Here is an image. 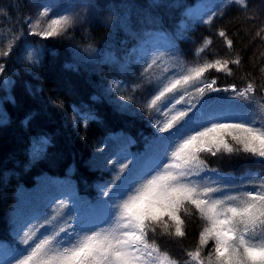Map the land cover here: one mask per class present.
<instances>
[{"label": "trees", "instance_id": "obj_1", "mask_svg": "<svg viewBox=\"0 0 264 264\" xmlns=\"http://www.w3.org/2000/svg\"><path fill=\"white\" fill-rule=\"evenodd\" d=\"M201 1L0 0V48L21 34L12 54L0 57L5 66L0 76V264H11L26 224L49 204L58 203L65 190L96 204L102 199L101 189L112 180V169L125 157L133 158L129 168L136 158L151 166L144 159L148 145L156 136H164L155 127L156 120L163 122L157 109L166 110L172 94L158 102L156 109L146 105L158 91L161 78L173 74L159 79L151 71L144 74L146 64L136 61V49L148 39L173 38L179 51L176 60L169 58L176 66L175 74L216 59L239 57V66L228 64L231 75L210 69L201 79L215 80L214 87L220 89L235 86L241 90L253 82L256 100L264 104L259 88L264 84V32L256 35L264 28V0H246L247 13L239 5H228L224 15H217L211 24L188 16V10ZM47 4L54 6L56 14H79L77 24L65 36L44 40L28 34V22H34L41 11L37 5ZM45 27L42 20L40 28ZM221 29L233 41L231 50L218 35ZM205 40H211V45ZM201 47L204 51L197 55ZM124 97L133 102L126 103ZM193 97L185 99L197 108L209 102L206 111L222 106L220 110L229 113L230 106L234 111L250 107L233 98L230 90L206 93L203 98L193 92ZM84 116L92 117L87 128ZM201 159L217 170L202 174L209 184L227 182L239 184L244 191L259 190L258 182L255 187L250 184L253 176L264 177V163L258 159L243 153L216 157L202 153ZM41 185L46 190L44 205L31 201ZM53 187L60 192H50ZM181 218L184 238H157L161 250L176 264L190 261L187 251L199 246V233L205 226L191 207ZM212 246L209 241L202 257Z\"/></svg>", "mask_w": 264, "mask_h": 264}, {"label": "snow or ice", "instance_id": "obj_2", "mask_svg": "<svg viewBox=\"0 0 264 264\" xmlns=\"http://www.w3.org/2000/svg\"><path fill=\"white\" fill-rule=\"evenodd\" d=\"M231 4L239 5L245 13L249 10L246 0H224L200 22L211 24ZM37 7L41 8L37 19L28 22L31 36L44 40L63 37L78 22V13L49 19L50 8ZM42 20L46 22L43 29ZM262 32L264 28L256 35ZM20 35H14L5 48H0V57L12 54ZM218 35L231 50L233 41L226 32L221 29ZM211 43L205 40L206 45ZM203 51L201 47L197 55ZM163 55L159 50L142 53L139 60L146 64L144 74ZM29 59H33L31 54ZM229 63L239 66L241 60L216 59L161 78L157 93L146 107L156 109L158 102L172 96L166 102V110L157 109L166 119L157 120L155 127L158 133L167 135L156 136L149 143L144 159L151 161V166L145 167L141 158H136L137 162L129 168L133 158L125 157L112 169V180L101 189L102 199L96 204L82 201L75 191L65 190L58 203L49 204L46 211L26 224L19 235L21 247L11 264H176L161 250L157 238H184L185 220L181 213L189 207L199 214L205 226L199 233V246L187 251L191 259L185 264H264V177L251 178L253 187L258 182L259 190L233 195L229 191L232 184H209L202 175L217 171L201 159L202 153L212 157L243 153L264 163V104L256 100L257 86L249 82L241 90L235 86L220 89L214 87L215 80L201 79L210 69L231 75ZM4 74L5 66L0 63V76ZM148 82L151 83L150 77ZM259 88L264 92V84ZM229 90L233 98L242 99L250 107L217 116L206 111L208 101L197 108L191 99H185L193 97V92L203 98L206 93ZM122 99L133 102L131 97ZM180 104L186 106L173 112ZM90 118L84 116L85 128ZM209 241L213 246L202 257V249Z\"/></svg>", "mask_w": 264, "mask_h": 264}, {"label": "rangeland", "instance_id": "obj_3", "mask_svg": "<svg viewBox=\"0 0 264 264\" xmlns=\"http://www.w3.org/2000/svg\"><path fill=\"white\" fill-rule=\"evenodd\" d=\"M223 2H224V0H203V1L199 2L192 9L188 10V16L190 18L197 20V21H200L203 17L206 16V14L208 12L214 10V6L219 5ZM45 7L50 8V14L55 13L54 12V6L52 4H47ZM62 14H64V12H61L59 14L55 13L52 18H54L58 15H62ZM155 38H157V37L154 36L152 39H155ZM152 39H148V41H145L140 46H138V48L136 49L137 50L136 61H140L139 57L141 56L142 53H151L153 50H159L164 55L159 60H157V64L154 65L153 68L150 70L154 75L153 78L159 79V78L167 75L168 73H172V74L176 73L175 72L176 71L175 64H173L169 60V58L176 60L178 53H179V51H176V43L174 42L173 38L171 36H167V39H165V37H162L161 39H157L155 41ZM148 45H150L151 47L150 46L148 47ZM165 69H167L168 71L165 72ZM221 107L222 106H220L218 109L215 108V110H212L211 112L215 111V114L217 116H228V115H231L234 113L233 106L228 107V108H232V110H229V111H231L229 113H223L222 110H220V109H223ZM225 108H227V106H225ZM176 110H178L177 105H176ZM171 114L172 113L170 112L169 115H171ZM165 119H166L165 116L160 118V120H163V121ZM166 134L167 133H159V135H166ZM145 167H148V166L146 165ZM250 184L252 185L251 182H250ZM245 185H247V184L245 183ZM238 187H239V184H236V185H234V189L232 188L233 193H234L233 195H237V193L235 194L236 191L241 192V191H244V189H245V188H240V187L238 188ZM55 188L56 187H53L52 189H49V191L52 192L53 194L59 193L60 191L55 189ZM250 191H254V189H251ZM45 193H46L45 186L41 185L34 193H32V200L31 201L35 200L36 203H39V205H44V203L46 201Z\"/></svg>", "mask_w": 264, "mask_h": 264}]
</instances>
